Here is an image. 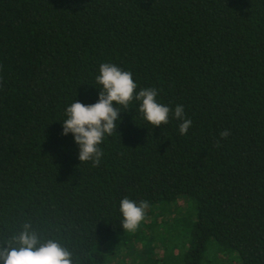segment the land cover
<instances>
[{"label": "trees", "instance_id": "obj_1", "mask_svg": "<svg viewBox=\"0 0 264 264\" xmlns=\"http://www.w3.org/2000/svg\"><path fill=\"white\" fill-rule=\"evenodd\" d=\"M102 63L182 105L188 133L171 115L154 128L134 100L100 166L81 164L62 122L98 102ZM183 195L182 264H201L209 240L264 264V0H0V246L31 222L73 264H104L140 231L122 228L123 198L150 211Z\"/></svg>", "mask_w": 264, "mask_h": 264}, {"label": "clouds", "instance_id": "obj_2", "mask_svg": "<svg viewBox=\"0 0 264 264\" xmlns=\"http://www.w3.org/2000/svg\"><path fill=\"white\" fill-rule=\"evenodd\" d=\"M96 83L102 86L98 102L84 105L79 101L66 109L67 118L62 122V135L72 134L79 147L78 159L82 163H90L99 167L104 157L100 147L105 136L117 132V121L121 108L129 109L135 100L139 103V113L144 121L154 128L169 123L170 115L179 124L180 135H186L192 126V120L185 116L182 105L174 111L157 101L156 88H144L138 93L133 75L112 63H102ZM120 106V107H117ZM231 132L227 129L220 132L221 139H227ZM217 147H220L217 142ZM150 203L139 202L127 197L120 201V213L123 217L121 225L126 232H135L145 219ZM22 230L0 246V264H73L72 252L54 239L41 242L38 233L33 230L31 222L21 226Z\"/></svg>", "mask_w": 264, "mask_h": 264}, {"label": "rangeland", "instance_id": "obj_3", "mask_svg": "<svg viewBox=\"0 0 264 264\" xmlns=\"http://www.w3.org/2000/svg\"><path fill=\"white\" fill-rule=\"evenodd\" d=\"M183 196L175 202L153 206L151 213L147 210L138 227V235L129 237L128 242L124 243L120 236L115 237V246L120 247L115 254L107 247L108 257L104 264H182L181 254L189 244L190 223L195 221V210L191 209L188 197ZM238 263L236 252L219 249L213 240L206 244L201 264Z\"/></svg>", "mask_w": 264, "mask_h": 264}]
</instances>
